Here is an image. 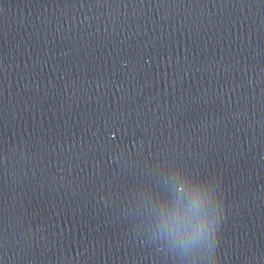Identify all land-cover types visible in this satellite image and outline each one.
I'll return each instance as SVG.
<instances>
[{
  "label": "clouds",
  "instance_id": "clouds-1",
  "mask_svg": "<svg viewBox=\"0 0 264 264\" xmlns=\"http://www.w3.org/2000/svg\"><path fill=\"white\" fill-rule=\"evenodd\" d=\"M205 229V223L204 222H200L197 225H195L192 229V231L194 233H199L201 231H203Z\"/></svg>",
  "mask_w": 264,
  "mask_h": 264
}]
</instances>
